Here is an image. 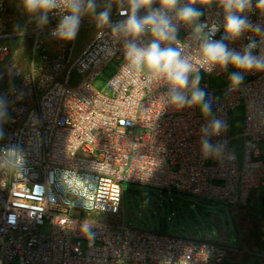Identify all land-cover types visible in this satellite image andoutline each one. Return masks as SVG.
Wrapping results in <instances>:
<instances>
[{
	"label": "built area",
	"instance_id": "obj_1",
	"mask_svg": "<svg viewBox=\"0 0 264 264\" xmlns=\"http://www.w3.org/2000/svg\"><path fill=\"white\" fill-rule=\"evenodd\" d=\"M185 7L201 15L184 22ZM6 11L7 0H0V66L20 72L0 81V264H221L226 249L219 243L105 218L119 216L123 184L228 206H245L264 190V68L229 62L209 70L201 52L205 42H222L233 54L247 51L264 61L259 0L232 10L247 25L235 37L225 31L222 0H177L172 9L153 0L137 9L138 19L163 12L175 27V40L160 47L179 50L191 65L183 89L126 58L127 45L146 48L155 39L148 28L135 37L125 33L131 0L100 21L76 54L78 28L70 40L59 35L70 14L60 0L41 8L30 26L22 16L17 26ZM111 61L117 68L98 91L93 82ZM177 92L184 103L173 100ZM194 92L203 98L189 103ZM237 108L241 159L229 134ZM255 264H264V253Z\"/></svg>",
	"mask_w": 264,
	"mask_h": 264
},
{
	"label": "rangeland",
	"instance_id": "obj_2",
	"mask_svg": "<svg viewBox=\"0 0 264 264\" xmlns=\"http://www.w3.org/2000/svg\"><path fill=\"white\" fill-rule=\"evenodd\" d=\"M121 2L122 0H87L81 16L82 24L78 28L74 43L75 54L97 30L100 14H110ZM16 3L20 5L15 7ZM89 4L91 7H88ZM40 10L38 7L29 11L25 0H7L6 17H11L17 26H22L21 20H18L22 16L30 26L37 22ZM116 68L115 61L109 62L94 80L93 87L102 91ZM18 71H11L9 64H3L0 66V81L14 77ZM76 82L77 77L72 76L71 84ZM213 82L215 80L211 78V83ZM241 114V108H237L232 114L229 132L231 149L239 159L242 157V140L238 137ZM260 194L264 196V190L255 192L245 206H228L179 194H165L157 189L123 184L119 216L105 219L111 223L123 222L141 230L163 231L172 236L210 240L226 249L222 264H255L257 254L264 253V219L259 203Z\"/></svg>",
	"mask_w": 264,
	"mask_h": 264
},
{
	"label": "clouds",
	"instance_id": "obj_3",
	"mask_svg": "<svg viewBox=\"0 0 264 264\" xmlns=\"http://www.w3.org/2000/svg\"><path fill=\"white\" fill-rule=\"evenodd\" d=\"M68 9V15H65L60 25L59 35L61 38L70 40L74 38L79 25V12L81 10V0H60ZM195 2V0H192ZM207 3L208 0H202ZM228 15L226 17L225 31L232 37L238 36L247 26L246 20L239 15L232 14L235 9L237 13L243 12L250 0H222ZM260 6H264V0H259ZM153 3V0H131V14L124 24L126 34L139 36L146 28L150 29L154 36L153 42L146 48L137 47L135 44L127 45L126 58L137 69L146 67L154 75L164 76L174 89H183L188 84V73L191 71V65L186 59L181 58L179 50L166 47L161 48V41L175 40V27L171 25L169 19L163 12L153 11L149 15L138 19L136 11L140 7H147ZM162 8L172 9L177 4V0H160ZM26 8L31 11L36 8L49 9L57 6V0H25ZM88 7H91L89 4ZM201 13L192 8L185 7L179 12V19L184 22H190L198 18ZM101 23H107L108 13L103 12L99 17ZM203 25L198 26L199 31ZM259 31V29H256ZM253 45H249L251 48ZM202 63L210 66L219 64L222 67L231 62L236 68L250 70L253 68H264V61L253 57L250 52H245L243 56L233 54L226 49L222 42H205L202 45ZM241 80L239 75L233 74L232 81L238 84ZM202 92H194L189 103H198L202 100ZM173 100L178 103H184V97L178 92L173 95Z\"/></svg>",
	"mask_w": 264,
	"mask_h": 264
},
{
	"label": "trees",
	"instance_id": "obj_4",
	"mask_svg": "<svg viewBox=\"0 0 264 264\" xmlns=\"http://www.w3.org/2000/svg\"><path fill=\"white\" fill-rule=\"evenodd\" d=\"M27 50H25L23 52V54L20 56V59H19V65H20L19 68L20 69L24 68V66L26 65L27 55H28V51ZM18 72H20V70ZM260 196H262V195L260 194Z\"/></svg>",
	"mask_w": 264,
	"mask_h": 264
},
{
	"label": "water",
	"instance_id": "obj_5",
	"mask_svg": "<svg viewBox=\"0 0 264 264\" xmlns=\"http://www.w3.org/2000/svg\"><path fill=\"white\" fill-rule=\"evenodd\" d=\"M259 203H260L261 213H262V216H263V219H264V196H261L259 198Z\"/></svg>",
	"mask_w": 264,
	"mask_h": 264
},
{
	"label": "crops",
	"instance_id": "obj_6",
	"mask_svg": "<svg viewBox=\"0 0 264 264\" xmlns=\"http://www.w3.org/2000/svg\"><path fill=\"white\" fill-rule=\"evenodd\" d=\"M19 5H20L19 3H16L14 6L17 7V6H19ZM14 6H13V9H14V13H15L16 10H15ZM221 264H222V263H221Z\"/></svg>",
	"mask_w": 264,
	"mask_h": 264
}]
</instances>
